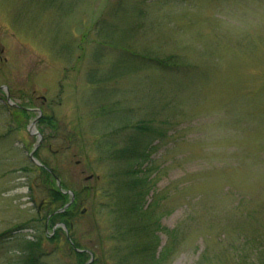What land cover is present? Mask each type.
I'll return each mask as SVG.
<instances>
[{"label":"rangeland","instance_id":"obj_1","mask_svg":"<svg viewBox=\"0 0 264 264\" xmlns=\"http://www.w3.org/2000/svg\"><path fill=\"white\" fill-rule=\"evenodd\" d=\"M0 87V264L37 241L39 264H78L74 243L118 264L131 245L110 239L120 167L105 152L144 122L161 137L143 205L179 233L161 264H264V0H0ZM38 111L56 122L34 126L40 143ZM33 151L81 191L58 243Z\"/></svg>","mask_w":264,"mask_h":264},{"label":"trees","instance_id":"obj_2","mask_svg":"<svg viewBox=\"0 0 264 264\" xmlns=\"http://www.w3.org/2000/svg\"><path fill=\"white\" fill-rule=\"evenodd\" d=\"M174 58L175 56H169L167 59L152 57L151 60L155 61L158 67L162 65V67L174 68V66L179 65V63L175 62ZM15 109L24 115L28 112V108L25 105H17ZM40 123H47L53 126L56 122L53 117L45 114L42 116ZM132 128L133 131L125 136L126 139L125 141L123 140L122 145L118 146V143H109L105 152V154L109 156L108 158L111 157L110 159L116 162L119 165L118 167H120L116 168L111 175L114 185L112 188L113 194L111 195H114L115 201L110 203V205L113 207L112 210L115 213L114 221L116 222H114V224H116L114 230L116 231L110 235V239L114 240L115 243L117 241L120 242V248H122L121 240L131 245V250L123 257L120 256L118 264H124V262H126L125 260L130 263L142 261L144 264H161L163 259H166L174 250L179 241L178 228L166 229L161 226L157 217H154L153 210L156 202L149 204L146 209L143 205L145 196L152 188L149 177V172L153 168L152 165L149 166L153 149L151 143L156 138L161 137V132H158L151 122L135 124ZM147 162L148 164L145 166ZM42 163L44 166L34 167L40 176V184H42L44 190L47 191L45 207L49 209L48 215L51 214L49 222L51 226H53L57 221H60L64 223L69 232H71L73 228L72 221L74 215H76L75 211L78 210L77 207L79 205L81 191L74 190L75 201L63 212H57V210L63 208L65 204L71 200V195L69 193H64L58 187L51 171L47 169V167H50L49 163ZM24 170L28 172L31 171L28 168H24ZM51 170L55 172L54 169L51 168ZM62 188L69 189V186L62 181ZM151 205H153V207H151ZM125 222L126 224H123ZM163 229L169 237V243L164 247L162 252L159 253L160 256H157L160 243L157 231ZM65 234L66 231L61 226L56 229L54 236L47 237V239L51 243H58ZM126 235H128V237H126ZM136 236L141 240L137 241L135 239ZM130 237H132L130 239L132 241L131 243L128 241ZM29 245L31 251L26 264H39V258L36 252L42 250V243H38L37 241L29 243ZM75 247H77V244L74 243L71 247V251L79 259L78 264H85L88 254L84 251H76ZM123 247L126 249V245ZM101 258H103V255L96 258L92 264H98ZM132 260L134 261L131 262Z\"/></svg>","mask_w":264,"mask_h":264},{"label":"flooded vegetation","instance_id":"obj_3","mask_svg":"<svg viewBox=\"0 0 264 264\" xmlns=\"http://www.w3.org/2000/svg\"><path fill=\"white\" fill-rule=\"evenodd\" d=\"M42 116H43V115H42ZM42 116L39 118L38 122H40ZM44 203H45V202H43V204H42L43 209L45 208V204H44ZM75 212H76V211H75ZM50 217H51V214H49V215L47 216V219H46V225H45V227H46V231H48V229H50V225L47 224L48 221H49V219H50ZM62 224H63L62 222L57 221V222L52 226L51 229L53 230V233L50 234L49 237L54 236V234H55V232H56L55 230L57 229V227L61 226Z\"/></svg>","mask_w":264,"mask_h":264},{"label":"water","instance_id":"obj_4","mask_svg":"<svg viewBox=\"0 0 264 264\" xmlns=\"http://www.w3.org/2000/svg\"><path fill=\"white\" fill-rule=\"evenodd\" d=\"M8 100L9 101H11V99H10V97L8 96ZM36 121L37 120H35L33 123H32V125H31V129H33V127L35 126V123H36ZM39 136H40V139H41V134H39V133H37ZM39 143H40V141H39ZM34 152V151H33ZM33 152L31 153V157H33ZM36 161V160H35ZM37 163H38V161H36ZM87 178H90V177H87ZM56 179H57V182H58V185L61 187V183H60V179L56 176ZM68 193H71L72 194V196H73V199H74V193H73V191H71V190H69V191H67ZM69 204H70V202L69 203H67L65 206H64V208H62L61 209V211H63L67 206H69ZM86 264H89V262L88 263H86Z\"/></svg>","mask_w":264,"mask_h":264}]
</instances>
